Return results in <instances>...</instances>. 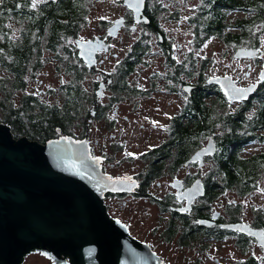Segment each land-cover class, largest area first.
I'll list each match as a JSON object with an SVG mask.
<instances>
[{"label":"flooded vegetation","instance_id":"af4514ba","mask_svg":"<svg viewBox=\"0 0 264 264\" xmlns=\"http://www.w3.org/2000/svg\"><path fill=\"white\" fill-rule=\"evenodd\" d=\"M168 4L172 6L173 2L168 1ZM125 6L115 19L103 25L104 34L89 38L105 39L109 49L98 52L93 68L83 61L89 73L84 77V96L80 104L85 110L82 134L75 136L61 130L62 135L87 139L92 156L103 157L101 170L109 179L124 178L126 174L136 181L137 187H132L135 192L109 190L103 196V203L111 218L125 225L134 238L149 244L165 264H211L213 257L218 263V243L234 241L241 252H247V248L240 246L244 239L262 249L260 257L250 254L246 259L253 256L257 264H264L263 248L255 237L222 227L225 223L246 222L264 228L254 224L255 216L250 220L246 218L248 212L236 199L232 203L219 200L220 195L227 193L226 190L218 192L221 184H218L216 156L221 145L216 120L193 119L191 113L185 112L193 98L201 97L202 91L203 95L211 93V98L221 94L229 100L218 84L208 86V77L202 80V76L196 74L194 78L185 79V73H181L184 61L181 58L190 57L181 56V23H163L161 15L167 11L164 0H146L140 21H136L135 12ZM173 8L172 21H180L181 8L177 1ZM121 17L125 23L120 32L128 29L135 34L140 32L125 58H119V53L114 51V43L120 40L122 32L113 38L108 35V28ZM152 41L157 45L153 52L161 54L149 55ZM138 42L148 45L146 53L131 55ZM233 58L232 65L235 61L251 65L249 59ZM234 79L241 85L239 77ZM185 84L194 86L190 93L183 88ZM195 90L200 93L195 94ZM73 121L72 115L70 124ZM211 139L216 153L191 161ZM197 180L203 183L205 194L195 197L190 209L182 212L181 208L188 202L182 194ZM262 190L264 192V186ZM232 207L238 209L236 218L231 214ZM253 207L264 212L263 205ZM201 219L210 223L202 224Z\"/></svg>","mask_w":264,"mask_h":264},{"label":"trees","instance_id":"16d2710c","mask_svg":"<svg viewBox=\"0 0 264 264\" xmlns=\"http://www.w3.org/2000/svg\"><path fill=\"white\" fill-rule=\"evenodd\" d=\"M90 1L93 0H0V122L9 123L16 137L25 135L45 143L57 137L58 128L63 133L68 131L72 115L76 119L85 113L80 104L89 70L78 56L75 41L88 22ZM202 1L199 12L192 17L195 47L212 36L222 39L232 50L261 47L264 0ZM237 9L244 16L232 14ZM147 49L146 43L138 42L131 55L144 54ZM46 52L51 55L47 57ZM50 61L55 62L56 72L66 78H61L60 84L62 106L51 103L38 91L27 90L29 82H34ZM181 73H185V79L196 74L202 80L207 78L203 70H197L194 58L181 62ZM201 93L185 112L191 113L193 119L217 122L221 145L216 156L221 184L218 192L226 190L244 197L264 183V149L243 154L251 143H264V82L255 96L238 104L235 111L228 110L230 104L221 94L211 98V93ZM231 214L236 218L237 207H232ZM254 216V224L264 227V212L256 210ZM240 246L246 250L250 244L244 239ZM241 264L257 263L250 256Z\"/></svg>","mask_w":264,"mask_h":264},{"label":"water","instance_id":"95a60500","mask_svg":"<svg viewBox=\"0 0 264 264\" xmlns=\"http://www.w3.org/2000/svg\"><path fill=\"white\" fill-rule=\"evenodd\" d=\"M124 3L140 21L146 0L138 10L137 0ZM124 23L123 17L117 18L108 28L109 37H116ZM75 43L79 58L89 68L97 63L98 52L109 49L108 41L100 37L77 38ZM259 51L256 47H238L233 56L254 59ZM262 75L264 66L258 81L248 85H239L229 74L210 76L206 82L218 84L233 103L249 100L264 82ZM183 88L190 93L194 86L185 84ZM236 89L247 90L244 99L236 98ZM215 153L211 139L191 161ZM101 159L92 156L87 139L61 132L60 137L42 143L25 135L16 137L8 123L0 122V264H23L30 252L48 256L53 264H165L149 244L134 238L125 225L108 215L103 203L105 192H135L132 187L137 183L126 174L109 179L101 170ZM204 194L203 183L195 181L182 194L188 202L181 211L190 209L194 198ZM200 223L210 221L201 219ZM222 227L255 237L264 252V228L246 222Z\"/></svg>","mask_w":264,"mask_h":264},{"label":"rangeland","instance_id":"374dc122","mask_svg":"<svg viewBox=\"0 0 264 264\" xmlns=\"http://www.w3.org/2000/svg\"><path fill=\"white\" fill-rule=\"evenodd\" d=\"M168 1L173 2L172 6H169ZM176 1L178 2V6L181 8V20L178 21L175 19L173 22L170 14L172 15L174 12L173 5ZM164 3L167 7V11L161 15L162 19L165 21L163 23H174L175 25H177V22L181 23V56H189L190 58L196 59L197 70H203L204 73L207 74V77L221 74H229L234 76V78L239 77L238 82L241 85H248L252 82L258 81V74L264 66V33L261 34L262 43L261 47H259L260 51L258 56L254 59H249L251 64L250 67L248 64H245L244 61H241V63L235 61V65H232L231 60L234 59V51L230 49L220 38L212 36L208 38L207 41L203 42L200 47H195L194 45L195 35L193 36L194 25L192 23V17L199 12V8L203 4L202 0H164ZM124 9H126V6L124 5L123 0L90 1L88 4L89 12L87 14L88 22L83 25L78 37L89 39L94 36H101L106 32V30L104 31L103 29V25L115 19ZM232 14H235V16H244L242 11H235ZM101 17L104 19H101ZM121 32V34H119L120 40L117 39L114 43V51L119 53V58H125L131 51V47L139 37L140 32L135 34V32L129 29ZM145 42L148 44V39ZM156 49L157 45L152 41L149 55L156 53L161 54L160 52H153V50ZM45 55L48 57L51 54L46 52ZM183 59L186 58H181V60ZM239 65H241V67ZM55 66L56 64L54 61L48 62L41 70V73L37 76L36 80L34 82H29L27 90L32 92L38 91L42 93V96H44V98L49 100L51 103L57 102V104L62 106L64 97L60 91V84L61 78H63L64 81L66 78L56 72L57 69ZM86 78L87 80L90 79L88 76ZM237 107V103H231L228 106V110L235 111ZM83 114L74 119L73 123L67 129L68 131L64 132L65 134H72L75 136H80L82 134ZM263 149L264 143H254L249 147L247 146L244 149L243 154L250 155L253 152H258ZM263 186L264 183H261L259 189H254L244 197H240V195L235 192L226 191L227 195H220L219 200L232 203L233 200L236 199L240 202L242 207L244 206V209L248 212L246 218L250 220V218L254 217V211L258 210L257 207L253 206H264ZM217 248L216 257L219 259V262L216 263L213 257L211 264H235L236 261H245L250 254H255L259 257L262 255V249L254 243L249 246L247 252H241L240 248L234 243V241L230 243L220 242L218 243ZM23 264H53V262L39 252H30L25 256Z\"/></svg>","mask_w":264,"mask_h":264},{"label":"snow or ice","instance_id":"6c2138e0","mask_svg":"<svg viewBox=\"0 0 264 264\" xmlns=\"http://www.w3.org/2000/svg\"><path fill=\"white\" fill-rule=\"evenodd\" d=\"M143 3V0H137V4H136V7H137V10H138V7H139V4H142ZM35 3L33 4V7H35ZM130 7H132L133 5H129ZM101 19H104L103 17H101ZM117 23H120L119 21H117ZM261 80H264V75L261 76L260 78ZM236 93H237V99H244L245 98V92L247 91L246 89H236L235 90ZM154 124L156 123L155 121L153 122ZM128 155H134L132 153H128ZM127 179H131L130 177H128Z\"/></svg>","mask_w":264,"mask_h":264}]
</instances>
